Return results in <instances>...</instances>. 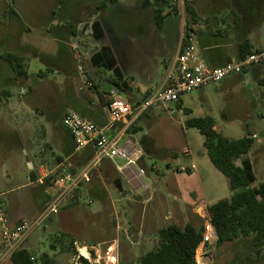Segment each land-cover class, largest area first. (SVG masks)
Masks as SVG:
<instances>
[{"label":"rangeland","instance_id":"1","mask_svg":"<svg viewBox=\"0 0 264 264\" xmlns=\"http://www.w3.org/2000/svg\"><path fill=\"white\" fill-rule=\"evenodd\" d=\"M63 1L0 0V53L6 51L19 53V41L33 47L26 52L25 70L29 79L25 82L11 80L12 75L5 70L6 73L1 72L3 83L0 85V89L5 87L9 90L8 101L16 104L18 109L16 126L19 131L16 137L7 136L6 132L16 128L10 123L6 108L0 106V199L3 207L5 205L9 212H16L26 221L34 220L42 210L47 194L46 187L30 179L29 171L32 167L28 168L25 159L32 160L31 154L34 155L37 164H33V168L37 177L40 166L51 170L61 165L62 169L69 172L68 164H57L55 156L48 149V145L53 144L52 134L62 136L65 131L62 117L67 110L69 93L81 88L78 94H84L83 97L86 98L88 90H91L89 85L95 86L103 94H108L111 89H117L113 85L114 76L110 72L93 68L90 64V55L94 51L91 43L93 39L80 44L83 49L81 53L78 49V66L81 67L82 74L76 71L75 80L72 78L65 85L63 84L65 75L62 72L47 73V68L41 63L42 58L34 54L36 51L37 53L55 51L51 31L61 24L65 12ZM65 1H72L75 5L81 2ZM237 1L245 3L248 0ZM127 3L128 0L125 1V5ZM9 7L16 13V17L10 15L3 18ZM116 11L119 9L111 7L104 11V16L109 17ZM122 13L125 17L130 15L129 10H123ZM16 18L22 20L26 27L22 35L19 34V20ZM116 22L119 23L120 19H116ZM259 31L264 35V23L261 24ZM101 43L110 46L111 40L105 36L98 44ZM39 72H42L43 77H38ZM260 78L262 81H257L252 73L247 72L234 86L224 87V83L220 81L204 89L183 94L184 106L190 109L188 113L178 111L174 103L158 105L147 110L145 117L136 123L140 129L129 138L137 145L148 141L157 150V157L147 155L143 157L142 168L146 171L143 181L147 188L138 192L124 176L114 172L110 177L101 172L98 176L94 174L91 181L79 189L76 194L77 202L73 204L72 198H67L59 208V215L49 217L37 225L24 239L20 248L32 253L35 258L47 254L54 257L59 264L69 263L67 254L58 248L55 251L50 248L53 236L63 230V225H68L73 230L72 236L83 243L99 244L106 248L115 240L118 264H136L142 253L151 250L150 244L157 237L145 232L144 220L149 206L152 205V202H148L149 198L153 197V203L157 202L160 194L165 197V203L159 206V212L162 216L167 213L172 217L169 221L163 219L162 226L169 224L180 226L178 219L174 217L177 211L181 212V219L187 217L192 225L198 226L201 220L197 222L196 216L191 214V202L196 200L210 206L227 198L231 192L228 179L213 167L207 157L203 147V136L195 128L185 125L189 118H210L215 132L226 139L252 138L253 145L246 155L255 177L252 187L264 183V73ZM126 80L128 81L127 78ZM52 82L64 86L57 87L51 85ZM117 90L123 93L124 99L129 102L139 101L144 96V91L140 89L128 90L122 87ZM116 163L122 165L123 161L116 160ZM190 165H194L195 171L189 169ZM180 167L187 168V172L178 175L176 168ZM59 172L60 169L54 174ZM171 176L175 178L174 182H169ZM116 177L121 183L123 190L121 194L113 186ZM147 177L152 185L149 184ZM101 182L109 190V196L102 194L101 199H96L88 190ZM139 196L142 198V206H134L131 210L120 201L123 198L124 201L134 202ZM63 214L65 220L62 224ZM140 222L139 237L140 240L145 239L143 246L135 245L132 241L137 235L135 228L139 227ZM106 240L109 241L102 243ZM241 247L238 258L243 257L244 248ZM128 250L132 253L128 256L130 260L133 259L131 262H125L121 258ZM236 253V249L225 246L220 251L216 250L209 264H228Z\"/></svg>","mask_w":264,"mask_h":264},{"label":"crops","instance_id":"2","mask_svg":"<svg viewBox=\"0 0 264 264\" xmlns=\"http://www.w3.org/2000/svg\"><path fill=\"white\" fill-rule=\"evenodd\" d=\"M77 1L78 0H76V2ZM80 1L81 2H78L76 5L73 4L72 1L66 2L64 0L62 2L65 12L61 24L54 29L52 28L53 31H51L52 42L55 44V51L50 53H34L36 56H39L40 59L42 58V61H40L47 68V73L62 72L65 75L64 85L72 78L75 80L76 71L82 74L83 71L81 72V67L78 66L77 58L79 53L83 50L80 44H84L86 41H91L93 39L92 25L96 23L99 25V29L102 32V38L99 42H102V39L108 36L111 40V45L109 46L103 43L98 44L99 42L93 39L94 41L91 43L94 51L91 55L96 52L100 46L105 45L110 48L115 60V67L119 70L121 75V80L119 81L120 85L128 90H143L144 96L151 90L159 87L164 79L166 69L174 57L180 26L179 18L168 12L170 0H128L126 5V0H119L117 3L108 5L106 8H102L103 0ZM187 5L188 11L186 12V20L192 23L194 27L195 47L199 59L204 65L208 67H221L226 63L239 60L241 55L240 47L245 42L250 44L251 51L264 48V35L259 31L261 24L264 23V0H248L245 3L237 0H187ZM111 7L113 9H119V11L112 13L109 17H105L104 11L111 9ZM53 10L51 11L52 17ZM123 10H129L130 15L128 17L123 16ZM157 14L161 17L158 26L155 20ZM116 19H120V22L117 23ZM18 20L19 34H21L26 27L22 20ZM72 47H75V49L73 50ZM31 48L33 47L29 44L19 41V55L23 56L25 64L26 52L30 51ZM5 70L8 73V68L1 64L0 71L5 72ZM247 72L252 73L257 81H262L260 77L264 73V63L254 65L244 73ZM125 73H127V75H125ZM244 73L238 76H230L222 80L224 87L236 85L242 79ZM1 76L2 75H0V85L3 83ZM38 77H43L42 72H39ZM51 85L57 87L64 86L61 84H54L53 82ZM78 90L81 92V88ZM78 90L76 89V91H71L69 93L67 110H65L64 114L73 111L84 116L96 125H105L107 116L104 107L100 105V98L106 100V95L108 97V94L99 92V90L93 86L91 90H88V94L85 93L87 95L85 98L83 97L84 94H78ZM120 95L125 98L123 93H120ZM135 102L138 101L134 100L129 103L132 104ZM0 106L6 108L9 113L8 118L11 120L10 123H13L16 128L6 132L7 136H18L19 131L16 126L18 109L16 108V104L10 103L8 99H2ZM175 106L178 111H182L183 113L190 112V109L184 106L182 96ZM144 117L145 116L142 115L135 121V127L137 129L140 128L136 123ZM126 136L127 138H125ZM131 136L132 134L125 133L123 141H130L133 143V141L129 139ZM51 140L53 144L52 146L48 145V149L55 156L57 164H66L74 155L81 153L75 152L73 141L66 131L63 132L62 136L52 134ZM134 146L141 149L143 152V156L138 163L141 167H144L143 157L145 155L152 158L158 156L157 150H155L153 144L148 141L147 143L143 141L140 145L134 144ZM25 153L27 154V152ZM31 157L32 160L28 158V162L33 168V164H37V161L34 159L33 154H31ZM181 168L183 167L176 168L178 175L187 172V170L186 172L180 171ZM100 172L107 177L112 176V172L116 173L110 162L106 164L103 163L101 168L94 174L98 176ZM147 180L150 185L153 184L148 177ZM170 181L174 182L175 178L171 176L169 182ZM131 186L136 191H140L132 184ZM108 191L106 185L101 182L90 187L88 193L96 199H101L102 194L109 196ZM118 193L121 194L120 192ZM141 199L142 198L139 196L134 202L124 201L123 198H121L120 201H122V205H126L131 210L134 206H142ZM164 201L165 197L161 194L157 202L153 203V197L149 198L148 202H152V205L149 206L144 220L145 232L147 234L157 236L158 231L165 227L162 226V220L169 221L172 219L171 215L166 213L162 216L159 212V206L165 203ZM195 202L196 200L191 202L190 212L192 215L196 216L195 220L198 222L200 219L195 213V209L200 203H198V201ZM4 209L9 226H15L20 221L21 216L16 212H9L5 205ZM135 214L136 213H134V215ZM137 214L139 215V208L137 209ZM57 215H59V212ZM141 217L142 212L140 214V221ZM174 217L178 219L180 227L190 223V219H187V217L181 219L182 214L179 211L176 212ZM64 220L65 214H63L62 224ZM140 229L141 222L139 227L135 228L137 237L135 236L132 241L135 245L143 246L144 244L142 243H144L145 239L140 240ZM70 230L72 229H70L68 225H63L62 232L74 235L73 230L72 232ZM147 240L150 241L149 239ZM108 241L109 240H106L102 243ZM156 245L157 237L153 240V243L150 244V251L154 250ZM131 255V251L128 250L121 258L125 262H131L133 259L130 260L128 258V256Z\"/></svg>","mask_w":264,"mask_h":264},{"label":"built area","instance_id":"3","mask_svg":"<svg viewBox=\"0 0 264 264\" xmlns=\"http://www.w3.org/2000/svg\"><path fill=\"white\" fill-rule=\"evenodd\" d=\"M185 2L186 0H170L168 12L179 18L180 26L175 54L161 85L151 90L144 99L132 104L127 102L117 89H111L104 107L107 120L103 126L96 125L73 111L63 115L62 124L73 141L75 152L90 147L92 157L74 174L66 172L61 165L51 170L44 166L39 167L36 182L42 184L48 179L45 190L48 198L34 220L21 219L15 226L10 227L0 199V264L9 263L11 254L20 248L27 235L37 225L57 215L66 199L71 198L80 186L89 183L92 175L104 162H110L116 174L124 176L137 190L147 188L143 181L146 171L138 164L143 156L142 150L130 141H123L127 128L147 110L158 105L176 104L183 94L218 83L230 76L241 75L252 66L264 63L263 48L221 67L204 65L195 47L194 27L186 20ZM116 160L123 161V164L116 163ZM59 169V174H54ZM189 169L194 171V165H190ZM186 170L180 169L182 172ZM195 213L201 220L202 233L201 241L195 249L194 262L209 264L216 250L217 234L208 213V206L204 202L197 205ZM73 250L70 264H79L81 260H86L89 264H118L115 240L106 248L76 240Z\"/></svg>","mask_w":264,"mask_h":264},{"label":"trees","instance_id":"4","mask_svg":"<svg viewBox=\"0 0 264 264\" xmlns=\"http://www.w3.org/2000/svg\"><path fill=\"white\" fill-rule=\"evenodd\" d=\"M118 1L103 0L102 8L113 5ZM185 11H188L187 0L185 2ZM10 15L16 17V13L9 7L3 18H7ZM52 15H54V12H52ZM155 20L158 26L161 20L159 14L155 16ZM92 30L93 39L99 42L102 38L99 25L94 23ZM252 52L250 44L245 42L240 47V58ZM1 64L8 68V74L12 75L11 80L25 82L29 79L25 70L24 58L19 53L8 51L0 53ZM90 64L93 67L110 72L114 76L113 85L117 89L122 88L119 83L121 75L115 67V60L108 46H100L90 56ZM89 87L92 88L93 86ZM9 96V90L1 87L0 103L2 99H7ZM144 98L145 96L142 99ZM100 101V105L105 107L107 101L103 100V98H100ZM185 125L189 128H195L203 136V147L207 157L213 167L225 176L229 182L231 194L227 198L208 206V213L217 234L216 250L220 251L225 246L226 248L230 247V249L237 250V253L232 256L228 264H264V183L259 184L257 187H252L255 177L251 163L246 156L253 145L252 138L226 139L215 132L213 121L208 117L189 118L185 121ZM138 130L135 127V123H132L127 128L126 133L134 134ZM91 157L92 150L90 147H86L81 153L74 155L66 163L68 164V171L72 174L76 173ZM29 177L33 182L36 181L37 176L34 168L29 171ZM116 178L115 180H118V177ZM47 181L48 179L40 185L46 187ZM80 188L82 186L73 192L71 197L73 204L78 200L76 194ZM122 192L123 190L120 193ZM47 198L48 196L45 195V200ZM201 233V223L198 226L189 223L183 227L169 224L158 231L157 245L154 250L140 255L136 264H195L194 254L197 245L201 241ZM75 241L76 239L71 234L60 231L53 236L50 248L54 251L58 248L62 253L67 254L70 259L74 253L73 243ZM240 246H242V249L244 248L242 258L237 257ZM9 263L59 264L54 257L43 254L35 258L32 253L23 248H19L11 254ZM63 264L70 263L65 262ZM79 264L89 263L86 260H81Z\"/></svg>","mask_w":264,"mask_h":264},{"label":"water","instance_id":"5","mask_svg":"<svg viewBox=\"0 0 264 264\" xmlns=\"http://www.w3.org/2000/svg\"><path fill=\"white\" fill-rule=\"evenodd\" d=\"M25 153V152H24ZM27 165H28V168H31V164L28 162V158L25 159ZM113 186L114 188L118 191V192H121L122 188H121V183L119 180H115L113 182Z\"/></svg>","mask_w":264,"mask_h":264}]
</instances>
